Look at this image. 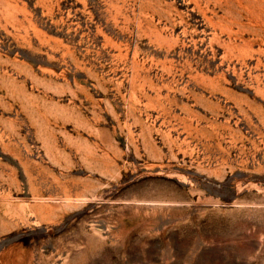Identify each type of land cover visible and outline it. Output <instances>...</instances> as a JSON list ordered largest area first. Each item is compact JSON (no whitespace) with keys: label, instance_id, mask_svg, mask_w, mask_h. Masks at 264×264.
Here are the masks:
<instances>
[{"label":"rangeland","instance_id":"obj_1","mask_svg":"<svg viewBox=\"0 0 264 264\" xmlns=\"http://www.w3.org/2000/svg\"><path fill=\"white\" fill-rule=\"evenodd\" d=\"M0 264H264V0H0Z\"/></svg>","mask_w":264,"mask_h":264}]
</instances>
